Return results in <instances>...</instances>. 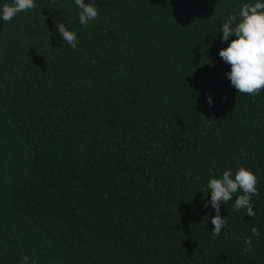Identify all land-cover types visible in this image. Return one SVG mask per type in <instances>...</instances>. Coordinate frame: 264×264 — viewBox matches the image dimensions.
I'll list each match as a JSON object with an SVG mask.
<instances>
[{
  "label": "trees",
  "instance_id": "16d2710c",
  "mask_svg": "<svg viewBox=\"0 0 264 264\" xmlns=\"http://www.w3.org/2000/svg\"><path fill=\"white\" fill-rule=\"evenodd\" d=\"M84 2L87 26L74 0L0 19V264H264V90L238 93L219 56L257 0ZM240 167L255 217L238 191L215 238L208 181Z\"/></svg>",
  "mask_w": 264,
  "mask_h": 264
},
{
  "label": "clouds",
  "instance_id": "9594fccd",
  "mask_svg": "<svg viewBox=\"0 0 264 264\" xmlns=\"http://www.w3.org/2000/svg\"><path fill=\"white\" fill-rule=\"evenodd\" d=\"M79 9V22L87 26L90 20H95L98 13V6L95 3H85L84 0H74ZM35 0H12L11 4L5 3L0 7V19L5 22L11 21L21 12L34 9ZM237 15L228 17L222 24L219 31L222 33L221 40L226 41L230 36H235L227 47L219 50V56L230 66V71L226 73L231 85L238 93L255 96L264 90V2L257 0L254 4L244 3L239 10V21ZM64 42L76 49L80 43L74 32L69 31L63 23L56 25ZM209 106L213 105L211 96L207 97ZM257 177L244 167L238 168L235 173L231 169L225 170L221 178H211L207 188L210 190V201L204 203L207 208L209 203L215 211L211 217L214 225L212 236L217 237L223 229L226 220L220 215L221 203H226L232 199L233 194L238 191L234 203V210H246L250 217H255L252 197L259 195L256 187ZM252 236H259L260 232L256 227L251 228ZM246 246L245 254L252 251V238L246 237L243 241ZM23 264H28L29 257H22Z\"/></svg>",
  "mask_w": 264,
  "mask_h": 264
}]
</instances>
